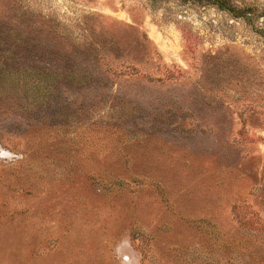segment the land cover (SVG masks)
I'll use <instances>...</instances> for the list:
<instances>
[{
    "label": "rangeland",
    "instance_id": "obj_1",
    "mask_svg": "<svg viewBox=\"0 0 264 264\" xmlns=\"http://www.w3.org/2000/svg\"><path fill=\"white\" fill-rule=\"evenodd\" d=\"M0 0V264H264V0Z\"/></svg>",
    "mask_w": 264,
    "mask_h": 264
},
{
    "label": "trees",
    "instance_id": "obj_2",
    "mask_svg": "<svg viewBox=\"0 0 264 264\" xmlns=\"http://www.w3.org/2000/svg\"><path fill=\"white\" fill-rule=\"evenodd\" d=\"M193 1V0H190ZM197 3H205L208 5L216 6L221 10L231 12L234 14L236 17H241V9H238L232 4L231 0H194Z\"/></svg>",
    "mask_w": 264,
    "mask_h": 264
}]
</instances>
